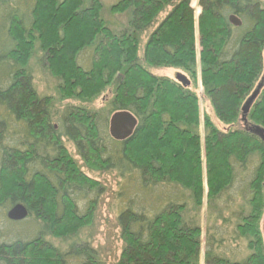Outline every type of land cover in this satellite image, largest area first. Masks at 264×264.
Wrapping results in <instances>:
<instances>
[{"label": "trees", "instance_id": "obj_1", "mask_svg": "<svg viewBox=\"0 0 264 264\" xmlns=\"http://www.w3.org/2000/svg\"><path fill=\"white\" fill-rule=\"evenodd\" d=\"M198 4L196 19L191 0H118L110 10L129 15L128 27L118 32L105 26L97 0L89 6L85 0H0V225L8 229L0 230V264H102L89 243L62 252L46 238H68L91 224L105 189L81 170L65 141L90 170L136 181L117 217L124 242L118 264H264V141L245 128L221 129L206 115L202 145L199 95L142 64L183 68L195 78L200 70L216 118L225 125L238 121L264 74V8L259 0ZM167 7L141 59V37ZM232 14L242 26L230 23ZM36 43L62 101H90L117 82L106 116L77 105L59 114L52 97L39 95L29 69ZM118 110L138 119L124 141L108 132ZM248 123L264 128V87ZM255 154L261 162L247 185L251 209L234 226L251 253L244 261L230 259L217 230L207 234L202 254L203 229L186 216L187 204L200 209L220 199ZM84 199L87 207L80 206ZM17 203L28 208L32 226L21 235L12 231L20 222L7 217Z\"/></svg>", "mask_w": 264, "mask_h": 264}, {"label": "rangeland", "instance_id": "obj_2", "mask_svg": "<svg viewBox=\"0 0 264 264\" xmlns=\"http://www.w3.org/2000/svg\"><path fill=\"white\" fill-rule=\"evenodd\" d=\"M101 2L102 11L101 17L105 26H108L110 29L114 31L122 30L128 27V20L129 15L125 13H114L110 10V7L115 5L118 0H97ZM261 6L264 8V0H259ZM199 0H191V6L195 10V17L198 19L201 7L198 4ZM91 0H85V6H89ZM170 8L164 12H161L156 19V23L148 29L141 37L140 48H139V57L142 59L144 54V46L151 34V32L156 29L157 25L163 21L164 17L168 15ZM196 47L197 53H201L202 44L200 40V35L198 31V25L196 22ZM39 45L38 43L35 44V53H33L32 58L29 60V69L33 75V80L37 91L41 97L50 96L54 99L55 110H59V114L65 109L67 105H77L87 108L88 110L92 111H100V115H107L109 112L108 103L112 99L114 89L116 87L117 82H115L112 86L108 87L101 95L98 97H94V99L90 101H81L77 99H67L61 100L59 96L58 89H57V81L56 79L50 74L49 71L45 70L43 67L42 61V54L37 52ZM263 58H264V50H263ZM199 59V58H198ZM198 65L200 69V60H198ZM144 67L148 68L149 71L156 76H168L175 79V75L177 72L184 73L188 79L190 80V85L187 87L190 90L194 91L196 94L199 95L200 105H201V124L196 129L197 133L201 137L202 145H205V138H204V117L206 115L210 116L214 122L220 124L219 128L229 130L235 129H246V124L241 117L238 119L237 122L225 125L216 118V113L214 107L211 102V98L208 94L205 93L204 87L202 84L201 73L198 70V78L192 76L183 68H172V67H150L145 62L142 63ZM176 80V79H175ZM260 81V78L258 82ZM254 88L248 94L247 98L251 95ZM246 98V99H247ZM244 100V102L246 101ZM243 102V104H244ZM243 106V105H242ZM242 108V107H241ZM242 112V109H241ZM250 113V112H249ZM248 113V115H249ZM112 113L110 114V116ZM248 115H247V122H248ZM110 118V117H109ZM109 121V119H108ZM57 125V124H56ZM251 124L248 123V126ZM138 126V125H137ZM259 126V124H258ZM260 127H263L260 125ZM137 128V127H136ZM136 130V129H135ZM248 131V130H247ZM108 132H109V122H108ZM134 134V133H133ZM256 135V134H255ZM257 136V135H256ZM259 137V136H258ZM261 138V137H259ZM264 141V140H263ZM64 146L71 154V156L77 161L78 165L82 168L81 170L87 175L90 176L102 183L104 186V193L99 196L98 202L94 207V220L92 223H86V226L80 231V233H76L73 236L68 238H54L52 236H46L47 240L52 243L56 248H58L62 252L69 251L71 246L74 245L77 247L84 246L88 244L96 251L98 254V259L101 260L102 264H118L120 259V255L123 248V240L121 238V230L118 226V213L120 207L123 205L124 200L122 199L125 194H129L128 191L130 188L134 187L136 184L135 179L129 178H121L116 175V172H100V171H93L86 167L81 160V157L76 152V148L73 146L72 143L65 141ZM204 148V147H203ZM261 162V158L259 155L255 154L250 157L249 161L245 165V167H240L236 170V176L232 187L226 189L221 195L220 199L215 200L214 202L205 201V205L202 208H195L194 204L189 202L187 204L188 210L185 213L188 218L197 219L199 226L203 229L202 238V254L205 250V242L206 236L209 233H215V231H219L220 236L217 235V238L220 239L222 235H224L223 241L224 244L222 246L223 250L228 251V257L230 259H235L237 261H244L246 257L251 253V250L247 246V240L243 237H240L234 231V226L240 222L241 216L244 214L249 213L251 209V205L249 203V199L251 197V189L248 183L252 180L255 170L257 169L256 166L259 165ZM121 186L124 188L122 193L120 192ZM247 186V187H246ZM243 189V190H242ZM121 194H120V193ZM186 192V191H184ZM263 192H264V183H263ZM188 198V197H187ZM207 199V198H206ZM88 202L83 201L80 205L81 207H87ZM225 209V210H224ZM212 217V221L210 220ZM30 219H23L20 221L18 225L14 226L16 229H12L16 235L18 234H25L27 232H31L30 228L32 226L31 222L28 221ZM261 223V233L263 237V244H264V210L260 219ZM7 225L1 224L0 230L3 231L6 229L8 231ZM218 227V228H217ZM74 247V248H75ZM73 248V249H74ZM73 258H69L70 263L73 262ZM202 259V258H201ZM78 261L81 258L77 259ZM69 264V263H68ZM201 264H204L201 262Z\"/></svg>", "mask_w": 264, "mask_h": 264}, {"label": "water", "instance_id": "obj_3", "mask_svg": "<svg viewBox=\"0 0 264 264\" xmlns=\"http://www.w3.org/2000/svg\"><path fill=\"white\" fill-rule=\"evenodd\" d=\"M229 21L233 25L238 27L242 25V21L240 20V18H238L234 14L229 16ZM175 79L184 87H188L190 85V80L184 73L177 72L175 75ZM263 87H264V76L258 82L257 86L255 87L251 95L246 99V101L244 102L241 108L242 119L247 125L246 126L247 130L261 137L262 140H264V128L258 125L248 126L247 115L250 112L253 103L255 102L256 98L260 94ZM137 125H138V119L131 112L127 110L115 111L109 119L110 136L115 140L124 141L133 135ZM28 215H29L28 208L22 203H17L13 205L7 211V217L12 221L23 220L27 218Z\"/></svg>", "mask_w": 264, "mask_h": 264}]
</instances>
